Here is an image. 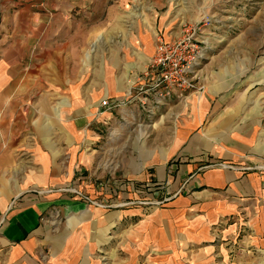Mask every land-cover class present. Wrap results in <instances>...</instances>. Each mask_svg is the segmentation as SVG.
I'll return each instance as SVG.
<instances>
[{"label": "crops", "instance_id": "crops-1", "mask_svg": "<svg viewBox=\"0 0 264 264\" xmlns=\"http://www.w3.org/2000/svg\"><path fill=\"white\" fill-rule=\"evenodd\" d=\"M100 2L0 0V264H96L95 231L113 224L109 212L83 210L76 194L36 192L90 187L114 168L103 159L114 158L104 134L114 137L121 119H140L132 85L153 47L140 19L123 31L102 19L119 5ZM233 87L152 104L150 134L135 137L141 167L136 157L122 163L134 177L188 188L154 211L140 241L162 248L169 240L176 264H264V126L232 99ZM52 208L64 221L53 225Z\"/></svg>", "mask_w": 264, "mask_h": 264}, {"label": "rangeland", "instance_id": "rangeland-1", "mask_svg": "<svg viewBox=\"0 0 264 264\" xmlns=\"http://www.w3.org/2000/svg\"><path fill=\"white\" fill-rule=\"evenodd\" d=\"M114 2L119 5L118 9L106 13L104 11L102 19L109 17L116 25L121 23L123 31L124 26L130 28L140 19L141 28L145 27L148 42H151L153 47L139 74V79L132 85L135 89L132 92L137 94L135 109L140 114L141 122L136 119L123 122L124 119L120 118L122 121L115 125V136L108 137L107 133L104 134V139L106 137L104 143L109 146V148L105 146V151L113 152L114 158L111 159V156L107 158L106 154L103 159L107 163L112 160L114 168L99 171L97 182H93L90 187L84 189L74 186L45 187L36 188V192L57 190L76 194L83 201V210L96 208L104 214L109 212L110 216H114V219H109L113 224L108 227V231H95L100 233L97 239L101 241L94 251L96 264H176L171 258L169 240L162 241V248L150 243H144L140 247V241L143 238L142 232H150L149 226L154 225V220L150 219L154 211L166 206L175 194L186 192L188 188H184L183 184L171 188L170 179L167 177L160 179L152 176L134 177L138 171H125L122 165L124 160L136 157L137 162L134 165L137 166L136 169L141 167L137 159L140 151L135 146V142H138L135 137L136 132L140 131L142 134H145L144 132L150 134L151 125L144 126L147 122L144 115L151 113L153 108L147 110L144 101L147 97L142 98L144 92L141 89L147 86L149 64L155 44L159 38L172 37L171 29H176L177 34L173 36L175 37L184 26L198 23L201 37L204 38L203 55L195 67L193 84L181 92L183 94L192 92L190 96L192 99L194 94L197 96L203 91L204 86H234L232 99L246 102L244 107L254 109L259 115L261 125L264 126V0H114ZM116 29L114 27L112 36L118 39L122 33ZM120 100L123 101L125 98ZM231 109L234 110V107ZM138 123L141 124L138 126ZM216 162L224 167L230 166L228 162L218 160ZM260 164L264 166V161ZM262 166L260 168H264ZM51 211L53 225L64 221V218L60 221L55 209L52 208ZM186 253L187 251H180L178 256L187 261Z\"/></svg>", "mask_w": 264, "mask_h": 264}, {"label": "built area", "instance_id": "built-area-1", "mask_svg": "<svg viewBox=\"0 0 264 264\" xmlns=\"http://www.w3.org/2000/svg\"><path fill=\"white\" fill-rule=\"evenodd\" d=\"M200 33L199 24L194 22L184 26L175 37L157 40L147 86L141 89L142 98L147 97L144 101H149L147 110H151L152 104H164L170 96L191 87L195 67L203 55L204 38ZM117 102L122 103V100ZM100 103L106 104L107 99L101 98Z\"/></svg>", "mask_w": 264, "mask_h": 264}]
</instances>
